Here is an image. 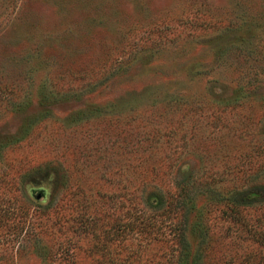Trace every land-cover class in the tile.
I'll return each instance as SVG.
<instances>
[{
	"label": "rangeland",
	"instance_id": "rangeland-1",
	"mask_svg": "<svg viewBox=\"0 0 264 264\" xmlns=\"http://www.w3.org/2000/svg\"><path fill=\"white\" fill-rule=\"evenodd\" d=\"M263 111L264 0H0V264H95L76 203L107 236L126 192L147 215L157 199L158 181L126 178L140 153L174 161L178 179L244 155L254 170ZM216 227L204 264H251L256 245ZM120 239L107 242L116 264L133 251L168 264L166 243Z\"/></svg>",
	"mask_w": 264,
	"mask_h": 264
},
{
	"label": "trees",
	"instance_id": "trees-1",
	"mask_svg": "<svg viewBox=\"0 0 264 264\" xmlns=\"http://www.w3.org/2000/svg\"><path fill=\"white\" fill-rule=\"evenodd\" d=\"M175 103L179 104V101ZM229 104H223L224 110L230 107ZM231 105L233 107L237 104L232 103ZM262 145L263 148L260 150H258L260 146L255 148L257 155H261L259 157H262L264 153V144ZM145 153L140 154L144 156ZM140 154L135 157L136 164L130 165L132 169H137L138 173L128 170L126 178L129 179L130 175H136L137 189L148 186L151 181H158L157 185H153L157 190V199H148L145 203L146 208L150 210L149 215L138 210L136 193L126 192L124 223L113 228L112 232L105 236L106 232H102L105 235L96 233L100 228H95L96 219L90 213L88 214L87 202L76 203L78 228L84 233L92 234L94 244L90 251L100 257L95 264H116L114 258L109 255L107 245L113 237H119L121 241L125 237L131 240L139 237L142 241L137 240L138 242L166 243L169 246V253L166 255L168 264H204L205 259L212 255L217 239H222L221 234L216 236L217 227L215 228L216 224L222 221L228 223L227 230L231 233L230 237L233 236L239 241H248L256 245V252L251 256L248 255V259H253L251 264H264V187L258 186V189L255 185L248 187L257 177L264 176V158L253 163L254 170L250 167L244 170L240 164L245 162L246 156L244 155V158L239 159L230 169L224 166L226 170L224 169L222 173L216 170L209 173V167L213 166L206 164L202 167L200 176H197V171L191 169L187 171L184 178L178 179L175 177L177 173L173 171L178 167L174 161L161 160L147 165L144 164L145 156L139 159ZM174 154L179 153H173L172 156ZM171 173L175 179L173 182L170 181L169 187H164ZM5 175H7L5 172L0 174V184L7 183ZM203 195L206 201L199 202L197 199L204 197ZM211 213H213L214 223L210 234V224L208 226L207 222L211 218L209 216ZM1 216L3 219L9 218L6 214ZM25 219L29 220L25 222ZM31 219L24 217L22 223L30 224ZM18 223H20L19 220ZM189 223L191 224L190 231ZM188 235L192 237L193 242L188 241ZM132 255L139 256V260H130ZM140 255L138 251H133L131 255L125 257L124 261L117 264H133L134 262L165 264L160 262V258L157 262L152 259L140 261Z\"/></svg>",
	"mask_w": 264,
	"mask_h": 264
}]
</instances>
